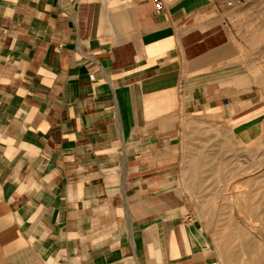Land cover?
I'll list each match as a JSON object with an SVG mask.
<instances>
[{"label": "crops", "instance_id": "crops-1", "mask_svg": "<svg viewBox=\"0 0 264 264\" xmlns=\"http://www.w3.org/2000/svg\"><path fill=\"white\" fill-rule=\"evenodd\" d=\"M162 3L0 0L4 264H223L205 154L264 106L220 1Z\"/></svg>", "mask_w": 264, "mask_h": 264}, {"label": "rangeland", "instance_id": "rangeland-1", "mask_svg": "<svg viewBox=\"0 0 264 264\" xmlns=\"http://www.w3.org/2000/svg\"><path fill=\"white\" fill-rule=\"evenodd\" d=\"M219 1L264 106V0ZM259 122L252 138L225 134L224 154H205V203L198 205L223 264H264V117Z\"/></svg>", "mask_w": 264, "mask_h": 264}, {"label": "built area", "instance_id": "built-area-1", "mask_svg": "<svg viewBox=\"0 0 264 264\" xmlns=\"http://www.w3.org/2000/svg\"><path fill=\"white\" fill-rule=\"evenodd\" d=\"M155 2V9L156 11L159 13L162 10V0H154ZM230 6H233V4H230ZM213 264H217V263H213Z\"/></svg>", "mask_w": 264, "mask_h": 264}, {"label": "bare ground", "instance_id": "bare-ground-1", "mask_svg": "<svg viewBox=\"0 0 264 264\" xmlns=\"http://www.w3.org/2000/svg\"><path fill=\"white\" fill-rule=\"evenodd\" d=\"M233 137V136H232Z\"/></svg>", "mask_w": 264, "mask_h": 264}]
</instances>
